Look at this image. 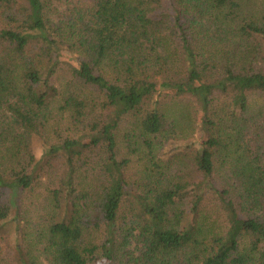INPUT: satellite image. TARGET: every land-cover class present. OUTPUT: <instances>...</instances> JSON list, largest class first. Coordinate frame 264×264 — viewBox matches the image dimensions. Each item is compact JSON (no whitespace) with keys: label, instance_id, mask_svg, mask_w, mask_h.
I'll return each instance as SVG.
<instances>
[{"label":"trees","instance_id":"16d2710c","mask_svg":"<svg viewBox=\"0 0 264 264\" xmlns=\"http://www.w3.org/2000/svg\"><path fill=\"white\" fill-rule=\"evenodd\" d=\"M0 264H264V0H0Z\"/></svg>","mask_w":264,"mask_h":264},{"label":"rangeland","instance_id":"374dc122","mask_svg":"<svg viewBox=\"0 0 264 264\" xmlns=\"http://www.w3.org/2000/svg\"><path fill=\"white\" fill-rule=\"evenodd\" d=\"M181 101V102H178ZM186 99H181L174 101L172 103H169L171 106L170 108L172 109L173 113H175L178 118H179V123L181 124V127L183 129V132H181V136H183V140L180 139L182 142H190L193 139H196L199 137V128H198V123H199V117L197 110L194 105L190 108L187 104H185ZM38 143L35 146V152L36 156L39 155V149H38ZM135 157V156H134ZM134 164L130 166L129 171L131 173L137 174L138 168V161L139 157L134 158ZM188 173H191L193 176L197 178V174L194 171V169H189Z\"/></svg>","mask_w":264,"mask_h":264}]
</instances>
